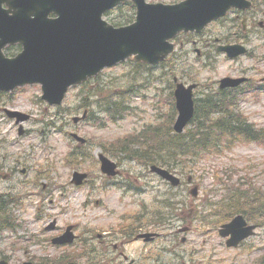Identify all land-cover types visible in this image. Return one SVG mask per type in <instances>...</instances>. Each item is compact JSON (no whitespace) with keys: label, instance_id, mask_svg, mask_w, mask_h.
Instances as JSON below:
<instances>
[{"label":"rangeland","instance_id":"1","mask_svg":"<svg viewBox=\"0 0 264 264\" xmlns=\"http://www.w3.org/2000/svg\"><path fill=\"white\" fill-rule=\"evenodd\" d=\"M255 3L256 8L243 11L238 20L232 12L200 33L180 35L175 53L165 63L140 65L128 59L104 68L86 83L70 87L60 105L46 103L37 84L0 96V166L3 174L9 173L0 180L1 204L7 211L5 218L17 227L0 228V258L7 257L10 264L25 260L83 264L90 260L79 257L83 239L85 248L96 247L97 233L114 232L120 224L130 223L134 228L143 223L144 228L145 224L157 228L160 236L150 244L134 241L127 246L126 251L139 264L149 257V251L154 257L162 254L163 260L171 259L175 251L183 255L177 262L191 260L196 264L264 263V218H258L261 226L256 234L235 248L227 247L219 236V223L210 222L226 209L220 211L218 201L230 186L248 188L250 193L256 188L264 192V138L237 141L220 153L214 151L197 159L178 157L169 168L182 180L177 188L160 181L150 172L149 164L120 150L125 141L137 146L146 128L173 124L177 114L174 77L186 84L196 82L194 96L198 98L206 92L217 93L218 81L224 76H245L248 80L242 92L237 93L241 87L226 90L237 93L238 110L253 127L264 128V0ZM245 16H250L246 21L250 28L244 31L241 21ZM134 17L135 8L127 3L110 10L105 18L118 26ZM217 39L222 43L244 42L248 51L228 59L217 51ZM118 103L124 108L122 116L112 120ZM5 107L30 115L21 123L22 135L18 134L19 125L3 112ZM84 110L87 119L74 122L73 116ZM71 132L86 139L84 146L78 145ZM100 152L118 163L122 187L104 185L106 179L97 159ZM74 170L87 173L85 184L70 182ZM188 176L193 177L192 183H188ZM126 181L140 190L124 188ZM194 184L198 185L197 197L189 191ZM177 201L176 209L172 203ZM254 211L249 222L257 221ZM156 214L164 218L160 226L153 225ZM52 217L59 227L75 224L82 240L65 249L53 248L48 238L56 232L44 230ZM185 227L189 228L183 230ZM113 240L103 237V243ZM106 254H113L111 246Z\"/></svg>","mask_w":264,"mask_h":264},{"label":"water","instance_id":"2","mask_svg":"<svg viewBox=\"0 0 264 264\" xmlns=\"http://www.w3.org/2000/svg\"><path fill=\"white\" fill-rule=\"evenodd\" d=\"M127 0H0V90L12 91L26 83H40L42 98L59 104L68 87L96 75L103 67L127 57L151 64L162 61L172 50L169 41L180 31L199 32L211 20L223 16L230 7L246 8L247 0H182L174 4L149 3L131 0L136 6L135 21L127 26L114 27L102 19L103 13ZM55 13L57 18L48 17ZM20 43L23 49L15 56H6L5 46ZM236 57L246 51L239 44L218 48ZM245 78L224 77L220 87H233ZM196 84H176L174 95L178 114L173 129L181 133L193 116V88ZM16 122L26 120L27 114L7 110ZM82 117H74L77 122ZM22 132V130H20ZM72 136L81 143L85 138ZM100 169L107 175L118 173L117 164L98 155ZM151 171L177 185L180 179L158 165ZM85 172L75 171L73 181L82 183ZM190 179V177H189ZM198 186L191 189L197 195ZM256 225H247L242 215L235 216L220 228L222 236H229V247L254 233ZM70 227L56 242L70 241ZM0 264H8L0 261ZM23 264H33L25 261ZM74 264V263H68Z\"/></svg>","mask_w":264,"mask_h":264},{"label":"trees","instance_id":"3","mask_svg":"<svg viewBox=\"0 0 264 264\" xmlns=\"http://www.w3.org/2000/svg\"><path fill=\"white\" fill-rule=\"evenodd\" d=\"M130 21L132 19L127 20ZM14 49L15 46H10L6 48V53ZM242 89L237 93L242 92ZM237 93H228L226 89H219L217 93H203L195 99V113L184 132L175 133L172 124L161 129L149 127L141 131L137 146L125 141L120 143V150L132 159L145 164L156 163L169 169L178 162L177 158L180 156L187 155L197 159L214 151L220 153L238 143L237 141H263L264 128H254L238 110L235 101ZM122 109L123 106L118 103L112 120L122 116ZM252 190L250 193L248 188L230 186L221 201H218L226 208L225 214L220 215V220L229 219L237 213L250 217L255 209L258 210L254 211L256 213L253 218H264V192L257 188ZM255 202L260 204L255 205ZM2 207L0 205L1 228L13 227L3 216L6 209Z\"/></svg>","mask_w":264,"mask_h":264},{"label":"flooded vegetation","instance_id":"4","mask_svg":"<svg viewBox=\"0 0 264 264\" xmlns=\"http://www.w3.org/2000/svg\"><path fill=\"white\" fill-rule=\"evenodd\" d=\"M251 1L254 2L255 0H251ZM254 8H256V5L254 6ZM239 16H240V13H236V18L237 19L239 18ZM248 19H250V16H245V17H243V19L241 21V23L243 25L242 29L244 31L247 30L248 28H250V25L246 23V21H248ZM259 24H261V22H259ZM263 26H264V22H263ZM239 37H240V34H239ZM232 39L235 40L236 36L233 35ZM21 49H22V46L20 44H16V51L18 52ZM199 53H201V52H199ZM16 160L19 161L18 159H16ZM2 169H3V167L0 166V175H9V173L3 174L1 172ZM22 172H24V169H22ZM103 176L106 179V181L104 182V185H106V186H108V185H116V184L120 185L121 181H117V179H116L120 175H117V176L112 177V178L108 177L107 175H103ZM144 176L147 177V178L148 177L150 178V175H144ZM159 180L160 181H164L165 183H168V181H166V180H164L162 178H160ZM86 181H84L83 184H85ZM187 181H188V183H192V180H188L187 179ZM131 183H132L131 181H126V188L130 189L132 187ZM181 184H182V180H181ZM141 185H143V184H141ZM137 189H139V188H137ZM172 204L176 208V205L178 203L174 202ZM167 205L172 209V206H171L170 203L167 202ZM224 214L225 213L222 212V216ZM160 216L161 215H158V214L155 215V219H157V218L158 219L156 221H153V225L155 223L156 225L160 226V222H164V218H161ZM218 216H216L215 219H211L210 222L211 223H219L220 221H219ZM171 218H173V217L171 216ZM129 219H130V217L128 215L126 220H129ZM226 219L227 218H225L223 221H221V223L219 224V227L217 229V232H218L220 237H221L220 228H221V225L223 223L228 222V220H226ZM56 221H57L56 217H52L46 223V225L44 227L46 231H49V232L54 231V232H56L53 235H50V237L48 238L50 240V243H51L53 248H55V247H63L64 248V247L72 246V245H74L75 242H77V241L79 242V241L82 240L80 238V235L77 232H75V228H76L75 224L67 223V224L59 227V225L56 224ZM247 221L249 222L248 219H247ZM258 222L259 221H257L256 224H258L259 227H260L261 224L258 223ZM137 223L138 222L136 221V224ZM249 223H252V222H249ZM70 225H71L70 232H72V237L71 238H72L73 241L65 243V244L55 243L56 238H60L61 236H63V234L66 233V231L68 230V227ZM132 227L133 226L130 223H126L124 225L120 224L119 226L116 227L114 232L104 231L102 233H97L96 238H97V241H98V245L96 247L92 246V247L85 248L84 247L85 246V240L83 239L81 241V251H79L80 252L79 253V257L80 258L87 257L88 259H90L89 261L84 262L83 264H139L138 263V259L133 257V254L131 252H129V251L127 252L126 251L127 246L131 245L132 242H134V241H141L143 243L150 244V242H153V241L158 239V237L160 236V232L158 231L157 228H147L146 224H145V228H144L143 223H141L139 225H136V227H134V228H132ZM188 228L189 227H185L183 230H187ZM176 232H180V230H177ZM174 234L177 235L176 233H174ZM105 236L106 237H111L114 240L111 241L110 243H103V237H105ZM250 237H252V236H250ZM248 238H246L245 240L240 242V244L243 243V242H246ZM185 239H186V237H183L182 238V242L185 241ZM226 240H227V238H224L225 245H226ZM110 246H111V252L113 253L111 256L106 254V251L108 250V248H110ZM55 249H57V248H55ZM162 250H166L165 247L162 248ZM76 254H77V257H78V253L77 252H76ZM177 254L174 251L173 257H171V259L163 260L162 254H160L157 257H154V256H151L152 253H151V251H149L148 252L149 257L144 260L143 264H196L194 261H191L190 259H189L190 261H188V262L187 261L177 262L183 256V255L182 256H178ZM59 264H61V263L59 262Z\"/></svg>","mask_w":264,"mask_h":264},{"label":"bare ground","instance_id":"5","mask_svg":"<svg viewBox=\"0 0 264 264\" xmlns=\"http://www.w3.org/2000/svg\"><path fill=\"white\" fill-rule=\"evenodd\" d=\"M220 210L224 209L222 206L219 207Z\"/></svg>","mask_w":264,"mask_h":264}]
</instances>
